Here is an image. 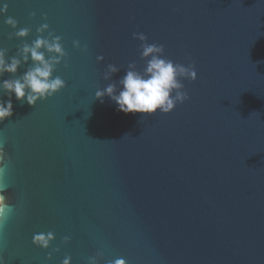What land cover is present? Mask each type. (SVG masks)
<instances>
[{
  "label": "water",
  "instance_id": "obj_1",
  "mask_svg": "<svg viewBox=\"0 0 264 264\" xmlns=\"http://www.w3.org/2000/svg\"><path fill=\"white\" fill-rule=\"evenodd\" d=\"M2 3L10 56L24 41L7 16L31 29L29 43L47 23L67 52L54 74L66 87L35 107L13 95L0 123L11 156L0 185L16 205L0 230L6 264H89L97 254L99 264H264V0ZM133 33L195 67L197 79L181 81L189 99L171 113L126 115L95 98L129 63L143 69ZM108 64L120 69L110 81ZM48 231V250L32 243Z\"/></svg>",
  "mask_w": 264,
  "mask_h": 264
},
{
  "label": "clouds",
  "instance_id": "obj_2",
  "mask_svg": "<svg viewBox=\"0 0 264 264\" xmlns=\"http://www.w3.org/2000/svg\"><path fill=\"white\" fill-rule=\"evenodd\" d=\"M8 7V3L0 4V16L7 15ZM32 15L35 16V13ZM4 23L14 29L13 35L24 43L11 56L8 49L0 48V123L13 116V95L21 104L27 103L35 107L38 102L52 98L66 87V81L61 76L54 75L57 66L64 63L67 57L62 37L50 31L47 23H43L36 29V38L29 43L27 38L30 28H18V21L10 16H7ZM133 39L141 42L140 58L145 61L143 69L138 70L135 62L129 63L122 77L95 91V98L102 103L104 97L110 98L116 104L117 111L126 115L139 113L142 116H152L157 113H171L178 103L189 99L188 94L183 91L184 85L181 81H195V67H186L166 58L164 46L148 43V38L143 33H133ZM73 46L78 49L81 47L79 41H74ZM83 50L87 51L86 45ZM103 60V55L97 56L98 62ZM22 68L24 70L21 72ZM119 72L116 65L108 64L103 79L110 81ZM5 74L9 78L4 79ZM10 165L11 156L5 151L4 142L0 140V176L6 174ZM8 189V186L0 185V230L4 229L16 211ZM63 239L67 243L70 237L65 236ZM54 240L55 233L52 231L34 233L32 237V243L43 250H48ZM55 251L59 252L60 249L56 248ZM99 256L100 254L89 257V264H99ZM47 259H52L51 252ZM0 264H6L3 257H0ZM61 264H72L71 256H65ZM108 264H126V260L118 258Z\"/></svg>",
  "mask_w": 264,
  "mask_h": 264
}]
</instances>
